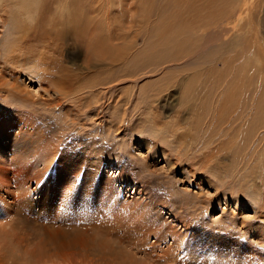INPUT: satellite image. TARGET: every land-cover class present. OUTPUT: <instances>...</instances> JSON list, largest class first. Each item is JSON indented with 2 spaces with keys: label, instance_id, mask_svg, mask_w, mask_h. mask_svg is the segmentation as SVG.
Segmentation results:
<instances>
[{
  "label": "rangeland",
  "instance_id": "374dc122",
  "mask_svg": "<svg viewBox=\"0 0 264 264\" xmlns=\"http://www.w3.org/2000/svg\"><path fill=\"white\" fill-rule=\"evenodd\" d=\"M242 1L19 0L3 6L4 10L0 8V49L9 39L15 44L20 35L23 39L14 46L15 54H32V62L21 63L24 75L19 83L28 86L32 99L54 96L52 92L46 96L44 91L47 81H41L44 72L35 64L40 59L47 64L45 75L56 81H69L68 86L79 89L97 80L103 83L110 57L111 70L119 75L118 82L113 81L118 83V100L142 86L146 92L144 106L132 103L136 104L133 108L143 112L128 108L127 116L115 120L114 128L119 127L118 130L112 127L108 134L105 126L87 123L94 120L93 115H79L72 121L76 109L69 100H60L59 111L51 109L52 102L36 103V107H41L38 113L45 115L51 126L54 124L53 132H62L52 163L34 165L40 160L37 155L46 148L38 137V147H32L27 155H22L23 149L6 152L0 137V165L10 173L0 175V264H11L12 257L16 258L15 264H204L212 261V252L217 251L218 245H253V249L260 247L259 252L264 251V0H246L249 16L243 11L237 20L234 10L240 8ZM219 15L221 20L231 18L229 27L233 28L223 42L213 39L215 33L208 25L212 17L218 20ZM198 20L203 21V29L192 35L191 22ZM78 21L82 22L76 29ZM247 22L250 28L246 31ZM184 38L189 39L195 51L182 70V60L173 62L177 65L171 62L150 66L140 70L143 73L140 67H132L141 59H158L154 51L162 44L174 53L177 40ZM103 45L105 56L98 52ZM173 65L177 68H170ZM133 69L137 70L135 74ZM149 70L154 71L144 74ZM203 80L212 89L218 81L230 91L236 89L233 101L245 108L239 106L243 117L231 128L223 123L226 116L220 120L224 114H231V106L221 105L222 111L221 107L215 111L219 120L211 119L210 110L203 113L198 106L196 99L200 95L195 87ZM254 86L259 92L253 100L257 109L247 120L251 112L249 89ZM219 88L212 90V97L218 96L215 93ZM66 105L69 106L65 110ZM226 109L228 114L224 113ZM65 117L67 125L63 122ZM252 118L256 119L257 130L245 131L250 137L245 138L243 130ZM204 122L209 124L207 128L203 127ZM12 123L3 117L0 131L14 130L7 129ZM175 123L179 131L188 127V132L176 138L164 133L167 128L172 130ZM194 124L197 127L192 129ZM127 125L135 132L124 130ZM220 132L222 135L212 144L217 150L199 146V138ZM228 132L231 135L227 136ZM43 133L56 140L47 127ZM69 134L73 138H68ZM194 136L198 138L193 139ZM93 138L100 145H96L100 148L98 154L93 151L97 147L91 146L90 151L80 149V142H86L88 147L87 142ZM65 140L74 147L68 159L82 157L80 164H58L59 158L63 160L65 156L61 143ZM60 148L63 153L59 156ZM206 152L213 162L203 157ZM29 154L33 162L28 168L32 173L29 179L13 176L16 167H8L7 163L19 160L27 165L24 158ZM216 160L217 166L213 165ZM176 230L180 237L173 236ZM219 262L226 264V258Z\"/></svg>",
  "mask_w": 264,
  "mask_h": 264
},
{
  "label": "bare ground",
  "instance_id": "6f19581e",
  "mask_svg": "<svg viewBox=\"0 0 264 264\" xmlns=\"http://www.w3.org/2000/svg\"><path fill=\"white\" fill-rule=\"evenodd\" d=\"M258 1V0H257ZM262 1V0H260ZM260 1H258L260 3ZM14 2L18 3L19 0H0V8L3 9L2 7L5 6V5H8L10 6L11 3L15 4ZM257 4V3H256ZM260 6V4H258ZM262 5V4H261ZM19 6V5H18ZM240 8H237L236 10H234V15L236 16L237 20L238 18L240 17V15L242 14L243 11H245V15L249 16L248 13L246 12L247 10H249V7H248V3L246 5V0H243L242 3L240 5H238ZM246 6V7H245ZM17 8V7H16ZM0 9V10H1ZM4 10V9H3ZM2 10V11H3ZM26 11V10H25ZM4 12V11H3ZM24 13V12H23ZM29 13V12H28ZM25 14H27L25 12ZM2 14H0L1 16ZM2 17V16H1ZM0 17V20H2ZM218 17V20L215 19L214 17H212V20L211 22L212 23H209L208 22V25L211 26V28H213V31L215 33V37L213 36V39L215 38V40H224L225 38V35L226 33H228L231 29H233L232 27H229L230 23H231V18L230 19H227V20H221V17L220 15L217 16ZM233 19V18H232ZM3 21V20H2ZM82 21H78L76 23V29H78L77 27L79 26V24L81 23ZM248 23V22H247ZM192 24V27H191V34L193 35H196L198 34V32L200 30L203 29L202 25H203V21L199 22L198 20V23L197 22H191ZM236 26V24H235ZM17 27V25H16ZM250 28V23H248V27H247V24H246V31L247 29ZM22 30V28H21ZM80 30L82 31V27L80 28ZM19 31V30H18ZM238 31H239V27H238ZM22 32V31H21ZM78 32V31H77ZM207 32V31H206ZM79 33V32H78ZM202 33V32H201ZM208 33V32H207ZM209 34V33H208ZM204 35V34H203ZM207 35V34H206ZM18 36V34H17ZM17 36H14V37H17ZM109 36V35H108ZM16 39V38H15ZM18 39V38H17ZM23 38L21 37L20 38V35H19V39L16 40L15 44H13V41L12 39H9L7 40L3 45L4 48L3 50L0 49V119H3V117L5 118H8L10 120L13 121L12 125L9 126L7 129H13L14 127V130H11L9 133H6V130H1L0 131V137L2 138V146L5 147L4 150L7 152V151H10V152H13L14 150H17V151H21L22 149L25 150L22 152V155H27V152L28 153H31L32 152V147H38V142L39 141H43L45 143V150L48 149V151L46 152L44 150L43 153L37 155V158L36 159H40V160H36L34 165L36 166L38 163L42 164L43 162L45 163H52L53 159L52 157L56 154V150H57V143L56 141H60V136L62 134H55L52 130V126L54 125H50L48 122H46L45 120V115H41L39 114V108L41 107H36V103H40V105L42 104H47V105H52L51 106V109L54 111V110H58L59 107H61V104L60 103V100L61 99H65V100H69L70 102V105L72 106L73 104V107L76 109V116L71 119L72 121L76 118L78 119L79 118V115H83L85 116L86 115H93L94 120H87L89 122V125H93L94 126V123L97 124V125H101V126H105V130H106V134H108L109 130L112 129H115V130H118L119 127H115V120H121L122 116L123 115H126V114H129L127 112H130L127 111V109L131 108L133 106V102L135 101L138 105V107L141 105H143L144 101L146 102L145 100V90L143 89V86L141 88H137L138 89H133L131 91V95L127 96L125 95V98L124 96L122 97V99L120 98L119 100L117 99V97H115V93H116V88H117V79L118 78L117 76L119 75H116L113 70H111V64H112V60L110 57H108V68H107V72L105 73V75L103 76V79L104 81H102L103 83H99L98 80L97 81H94L91 85H87V86H84L82 88H73L74 85H71V86H68V82H62V81H56L53 77L51 79L50 76L48 75H45L46 72H48V70L44 67V65H47L46 64V61L45 60H42L40 59V62H37L35 63L36 65H38V67L41 69V71L44 72V76L41 81H47V85L44 89V91L47 93L46 96L48 95L49 92H52L54 94L53 98L50 97L51 99H42V100H34L32 99V94H30L29 92V89H28V86L24 83V81H22L24 84L23 86L20 85L19 83L21 82L20 81V76H22V72H21V63L25 62L23 60H27V61H30L32 62V54H29L27 56V54H24V55H16L15 52H14V46L16 45L17 46V43L20 44L19 42L22 40ZM206 39V37H205ZM109 41H111V38L109 37L108 39ZM207 40V39H206ZM204 41V40H202ZM209 42V41H208ZM207 43V42H206ZM186 44V46H185ZM105 49L106 47L103 45V48L101 50H99L98 52L102 55V56H105ZM19 50V49H17ZM189 50V51H188ZM193 51L192 52H190ZM194 51L192 48H191V43L189 41V39H180V42L179 40H177V45H176V49H175V52L173 53L172 49L167 45V44H162L160 45L156 51H154V57L155 58H158V59H141V61L138 63V65L136 64H133L132 67L134 66H138L140 67L139 68V71L141 70H144V69H147L149 68L150 66H153V67H156L158 65H163L165 63H173V62H178L180 60L183 61L182 64H180L179 66H181V70L182 68L185 67V64L184 62L188 60V58L190 57V55H194ZM192 55V56H193ZM102 59V57H100ZM21 61V62H20ZM20 62V64H18ZM99 62V61H98ZM189 62V61H188ZM126 63V62H125ZM133 63V61H132ZM131 63V64H132ZM135 63V62H134ZM173 63V64H175ZM188 65L190 63H187ZM177 65V64H175ZM174 66V65H173ZM135 69H138V67ZM170 68H177V67H170ZM133 71H137V70H131V72ZM140 71V72H141ZM150 71H154V70H149L147 72H145L144 74L148 73L150 74ZM144 72V71H143ZM141 72V73H143ZM151 72V73H152ZM194 73H197V70H193ZM119 74V72H117ZM125 73H128L127 71ZM125 73L122 74V77H124L123 75H125ZM132 73V74H133ZM140 73V74H141ZM207 73V70L206 71H203V73L201 74H205ZM130 74V73H129ZM135 74V73H134ZM24 75V74H23ZM128 75V74H126ZM131 75V74H130ZM133 76V75H131ZM129 76V78L131 77ZM27 79L29 80H32V77L29 75H26ZM127 78V76H126ZM58 79V78H57ZM116 79L117 84L113 83V81ZM132 79V78H131ZM253 79H255V77H253ZM59 80V79H58ZM126 79H124L125 81ZM101 81V80H100ZM135 81V80H134ZM229 81V80H228ZM136 82V81H135ZM253 84H255L256 81H252ZM55 83H57V85H55ZM137 83V82H136ZM216 82H214L215 84ZM257 83V82H256ZM44 84V83H43ZM219 81L217 82V89L219 88ZM222 84V83H221ZM25 85V86H24ZM40 85H42V83H40ZM137 85V84H136ZM190 84H188V87H189ZM73 86V87H72ZM134 86V85H133ZM191 86V85H190ZM226 85H224L222 88L220 87L219 90H218V93H215L217 94L218 96L215 98V97H212L214 94L212 92V90L216 87H213L212 89V86H208L206 84V82H204L203 80V83L199 84L197 87H195V90H196V93L199 94V99H196L197 101V104L200 108H203L202 111L204 113V111H208V114L211 113L212 114V118L211 119H215V120H219L218 119V116L214 115L215 111L218 110V108L220 109L221 105H223L222 107H227L228 108L231 106V108H233L232 112L230 110V113H234L236 111H238L237 113H235L236 115L234 114H230V115H223L222 117H220V120L223 119L225 116H226V119L223 120V123H228L229 124V127L231 128L232 127V124L233 123H236L238 120H241L242 117H243V111H242V107L244 105H241V104H235V101H233V95L234 94V91L236 90L235 88H233L234 91H230V89H227V87H225ZM257 86V85H256ZM133 88V87H132ZM131 88V89H132ZM136 88V87H135ZM193 88V87H192ZM254 88V89H253ZM120 89V88H119ZM122 89V88H121ZM191 89V87H190ZM238 89V88H237ZM253 89V90H251ZM215 90V89H214ZM250 93H251V102H249V110H251V112L249 113V115L247 116V120H248V117L249 116H252V114L256 111V107H254V105H256L254 103V98L257 95L258 92V88H256L255 86L250 88ZM239 91V90H238ZM237 91V92H238ZM145 92V93H144ZM216 92V91H215ZM149 94V93H148ZM147 94V95H148ZM150 95V94H149ZM239 95V94H238ZM121 96V95H120ZM118 96V97H120ZM130 96H132V99L133 100H130ZM148 97V96H147ZM222 97H223V100H222ZM43 98V97H42ZM150 99V97H149ZM152 99H150L151 101ZM155 100V99H154ZM153 100V101H154ZM254 100V101H253ZM52 102V103H51ZM134 102V103H135ZM194 102V101H193ZM199 102V103H198ZM51 103V104H49ZM118 103L121 104V107H119L118 109ZM148 103V102H147ZM152 103V101L150 102ZM12 104H15V105H12ZM17 104H21L20 106H18ZM66 104V103H65ZM69 104V103H68ZM127 104L129 105L128 107H125V105L127 106ZM254 104V105H253ZM193 106H196V104H191ZM241 105V108H239V106ZM67 106V105H66ZM69 106V105H68ZM65 107V110L66 108ZM120 106V105H119ZM124 106V108H123ZM134 106H136V104H134ZM133 106V107H134ZM144 106V105H143ZM152 106V105H150ZM192 106V107H193ZM49 108L47 109H50V106H48ZM132 107V108H133ZM208 107V108H207ZM221 107V111H222V108ZM254 107V108H253ZM33 108V109H32ZM56 108V109H55ZM63 108V107H62ZM70 108V107H69ZM74 108L72 110H74ZM207 108V109H205ZM245 108V106L243 107ZM264 108V107H263ZM116 109V110H114ZM134 111L137 110L136 112L137 113H142V109L136 107L133 108ZM145 109V108H144ZM259 109V108H258ZM31 110H35L34 112L31 111ZM64 110V109H63ZM71 110V108H70ZM261 111V108L259 109ZM30 111V113H29ZM41 111V110H40ZM59 111V110H58ZM132 111V110H131ZM214 111V112H213ZM224 111V110H223ZM227 111V109L224 111V113ZM37 112V114H36ZM42 112V111H41ZM51 112V111H50ZM65 112V111H64ZM75 112V110H74ZM24 113L27 115H24ZM120 113V114H118ZM134 113V112H133ZM145 113V112H144ZM156 113V112H155ZM154 113V114H155ZM159 113V112H158ZM202 113V114H203ZM222 113V112H221ZM229 112L227 111L226 114H228ZM69 114V112H68ZM72 114V113H71ZM132 114V113H131ZM148 114V113H147ZM154 114L152 116H154ZM201 114V115H202ZM210 114V115H211ZM258 114V112L255 114L254 118L256 117V115ZM63 115V114H62ZM156 115V114H155ZM69 116V115H68ZM72 116V115H71ZM81 116V117H83ZM127 116V115H126ZM37 117V118H36ZM253 117V116H252ZM39 118V119H38ZM48 118V116H47ZM66 118V117H65ZM121 118V119H120ZM254 118L250 119L249 121H247L246 123V130H243L244 132L245 131H248V130H257V128H254L256 127L257 125H254L255 122H256V119L254 120ZM67 119L64 120L63 122L66 123L67 125ZM128 119V118H127ZM156 119V117L154 118ZM244 119V118H243ZM74 120V122H75ZM85 120V119H84ZM82 120V123L83 121ZM97 120V121H96ZM131 120V118H130ZM252 120V121H251ZM259 120V119H257ZM129 121V120H127ZM206 122V119L204 120ZM121 122V121H120ZM177 122V121H176ZM202 123L203 124V127L204 128H207V124L208 123ZM85 123V122H84ZM240 123V122H239ZM81 125V123H79ZM238 124V123H237ZM263 123L261 122L260 125H262ZM60 125V124H59ZM62 125V124H61ZM65 125V124H64ZM72 125V124H71ZM87 125V124H86ZM209 125V124H208ZM42 126V128L40 129V127ZM85 126V125H84ZM88 126V125H87ZM85 126V127H87ZM130 125H127L126 127H124V130H129V131H134L135 132V129L134 128H130L129 127ZM136 126V125H135ZM134 126V127H135ZM156 124L154 123L153 127L156 128ZM240 126V125H239ZM47 127V130H49V132L51 131L52 135H55L56 137V140H54L53 138H49L48 135L49 133H43L44 131V128L46 129ZM62 127V126H61ZM77 127V126H76ZM81 127V126H80ZM89 127V126H88ZM182 127V126H181ZM195 127H197V124H194L193 126H191L192 129H195ZM262 127V126H261ZM6 128V127H5ZM82 128V127H81ZM80 128V129H81ZM91 128V127H90ZM190 128V127H189ZM190 128V129H191ZM76 129V128H75ZM191 129V130H192ZM41 130V131H40ZM85 130V129H83ZM154 130V129H153ZM156 130V129H155ZM158 130V129H157ZM180 128L178 126V124L175 123V125L172 127V130H169L168 128L165 130L166 132L164 133H167L169 132L170 134L168 135H172L174 138L178 137V136H182L184 135L185 133L188 132V127L187 129L185 130H181L179 131ZM198 130V129H197ZM207 130V129H206ZM241 130V129H240ZM40 131V132H39ZM79 131V129L77 130ZM81 131V130H80ZM88 131V130H87ZM86 131V132H87ZM95 131H98L97 130V127H96V130ZM193 131V130H192ZM46 132V131H45ZM56 132L57 129H56ZM15 133V134H14ZM59 133V132H58ZM84 133V132H83ZM197 133V131H196ZM264 133V132H263ZM64 134V133H63ZM244 134H247V132H245ZM66 135V134H65ZM64 135V136H65ZM68 135V134H67ZM71 135V134H69ZM222 133H218L216 136L213 135V134H207V135H202L203 137L199 138L201 141H200V147L203 148V147H208L207 149H209V151L213 150L214 148L217 150L218 148L216 147V145L214 144V146L212 145L216 140H217V136H221ZM231 135L229 132L227 134V136ZM251 135V134H249ZM74 136V135H73ZM73 136H67L68 138L72 137ZM91 136V135H90ZM242 136V135H241ZM37 137L40 139L38 142H37ZM66 137V136H65ZM79 137V136H78ZM196 136H194L193 139H197L195 138ZM244 137V136H243ZM248 137V134L245 138ZM64 138V137H63ZM250 138V137H248ZM80 139V137H79ZM94 140L90 141V142H87L88 143V147H85V143L84 142H80L79 144V147L80 149L82 150V148H89L88 151H90V148L91 146L93 148H96L97 146L96 145H99L98 142L95 143V138H93ZM173 141V140H172ZM171 141V142H172ZM250 142V140H248ZM63 144V149H64V153H65V156L62 159L59 158L58 160V164L59 163H62L64 164V162H71V164H80V161L81 159H83L82 157H78L76 160H69L70 157H71V154L72 151L74 150V147L71 145V143L69 141H62L61 142ZM149 143V142H148ZM173 143V142H172ZM198 143V142H197ZM219 143V142H217ZM183 145V143H181ZM103 145V144H102ZM100 146V145H99ZM26 147H29L30 150L28 151ZM28 148V149H29ZM190 148V147H189ZM97 150H93L95 151L97 154H98V151H100V148H96ZM204 149V148H203ZM78 151V150H77ZM87 151V150H86ZM206 151V150H205ZM25 152V153H24ZM81 152V151H79ZM85 152V151H84ZM63 153L62 149L60 148V154L59 156ZM95 153V154H96ZM164 153V152H162ZM202 153V152H201ZM100 154V153H99ZM165 154V153H164ZM163 154V155H164ZM73 155V154H72ZM29 156H26V158H24L25 160L28 161V166L27 165H22L23 162L17 160L16 162L14 161L13 163L12 162H8V167H11V168H15V171H12L11 173L13 174V176L15 177H19L21 175L22 180H28L30 175L32 174L30 172V169L32 168V161L29 160ZM213 156V155H212ZM15 157V156H14ZM13 157V158H14ZM32 157V155H31ZM77 157V156H76ZM93 157V156H92ZM203 157H206V160L210 159V161L208 162H211L213 158H209V156L207 155V152L206 154L203 155ZM211 157V156H210ZM214 157V156H213ZM218 157V156H217ZM3 158V157H2ZM20 157L17 156L16 159H19ZM69 158V159H68ZM72 158H74L72 156ZM216 159V155L214 157ZM4 159V158H3ZM68 159V160H67ZM89 159V158H88ZM51 160V161H50ZM24 161V160H23ZM84 161V160H83ZM2 162L3 164V160L0 161V163ZM213 162V161H212ZM22 163V164H21ZM57 163V162H56ZM217 163V160L215 162V164L213 165H219V164H216ZM55 164V163H54ZM27 166V167H26ZM28 168H30L28 170ZM45 168H47L45 166ZM9 169H5V167H3V165H0V175H8L10 174ZM30 172V174H29ZM11 174V175H12ZM36 175V174H35ZM19 182V181H18ZM23 188V187H22ZM24 190V189H23ZM184 224V223H183ZM173 230V229H172ZM171 230V231H172ZM174 234V235H173ZM173 236H177V237H180V233L176 230L173 232ZM259 235V234H258ZM230 246L232 247L233 245H218V248L216 249L217 251H213L211 257L212 258V261H209V262H206L204 264H225L223 262H219L220 259L222 258H226V264H264V251L262 252H259L260 249L258 250L257 248H260V247H255L256 249H253L252 246H249V247H246V248H240V247H234V249H229ZM181 248V247H180ZM4 249V248H3ZM181 250V249H180ZM262 250V249H261ZM185 253V252H184ZM2 254V253H0ZM4 254H6L4 252ZM12 254V253H11ZM3 255V254H2ZM183 255V254H181ZM8 256V254H7ZM11 256V255H10ZM14 256V255H13ZM42 256L44 257L45 254L43 253ZM185 256V255H184ZM222 257V258H219V257ZM177 257V256H175ZM14 260L16 258L12 257ZM3 259V258H2ZM13 259L12 260V263L11 264H15L13 263ZM29 260V259H27ZM37 260V259H36ZM17 264H32V262H26V263H19L17 262Z\"/></svg>",
  "mask_w": 264,
  "mask_h": 264
}]
</instances>
